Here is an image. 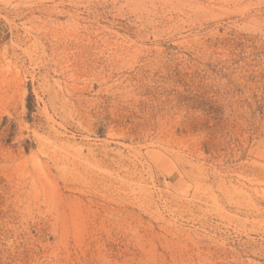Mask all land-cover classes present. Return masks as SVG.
Returning <instances> with one entry per match:
<instances>
[{
  "label": "rangeland",
  "instance_id": "rangeland-1",
  "mask_svg": "<svg viewBox=\"0 0 264 264\" xmlns=\"http://www.w3.org/2000/svg\"><path fill=\"white\" fill-rule=\"evenodd\" d=\"M0 264H264V0H0Z\"/></svg>",
  "mask_w": 264,
  "mask_h": 264
}]
</instances>
